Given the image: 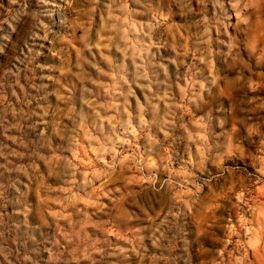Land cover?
<instances>
[{"label": "rangeland", "instance_id": "1", "mask_svg": "<svg viewBox=\"0 0 264 264\" xmlns=\"http://www.w3.org/2000/svg\"><path fill=\"white\" fill-rule=\"evenodd\" d=\"M0 264H264V0H0Z\"/></svg>", "mask_w": 264, "mask_h": 264}]
</instances>
